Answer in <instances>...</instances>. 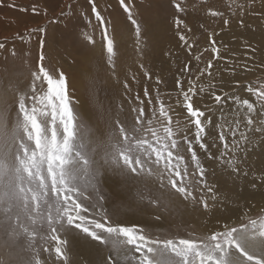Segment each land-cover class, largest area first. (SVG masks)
Returning <instances> with one entry per match:
<instances>
[{
  "label": "snow or ice",
  "instance_id": "snow-or-ice-1",
  "mask_svg": "<svg viewBox=\"0 0 264 264\" xmlns=\"http://www.w3.org/2000/svg\"><path fill=\"white\" fill-rule=\"evenodd\" d=\"M87 2L102 28L107 64L116 76L110 22L95 0ZM169 2L176 13L187 11L184 0ZM119 4L135 29L136 52L142 54L141 25L131 0ZM254 4L255 0H246L238 5L240 15ZM260 4L264 7V0ZM228 8L232 10L231 4ZM208 14L224 15L211 9ZM223 22L230 24L229 19ZM174 23L179 40L191 51L180 31L183 21L176 16ZM86 38L93 42L91 35ZM43 44L41 39V48ZM212 52L219 58L215 46ZM44 59L41 53L30 84L21 85L11 76L0 83V264H74L69 255L74 247L96 256L76 264H264V216L252 219L246 213L248 222L238 227L225 225L210 235L178 240L153 239L139 224L120 218L143 205L167 212L174 207L173 197L186 207L208 211L228 201L239 180L264 190V82L246 87L254 98L250 99L235 91L218 94L215 83L198 86L189 80L185 90L177 79L179 111L159 92L153 99L145 89L146 100L137 94L129 101L134 104L130 119L120 118L123 104L117 105L101 138L76 113L79 101L70 96L63 72L49 73ZM212 68L209 61L200 75L207 71L211 78ZM189 72L185 65L182 73ZM123 88L131 91L127 77ZM94 89L92 83L90 95ZM204 95L216 107L215 117L208 115L210 108L198 106L196 97ZM106 186L114 189L111 209L102 191ZM132 187L136 191L129 195ZM38 237L45 243L36 246Z\"/></svg>",
  "mask_w": 264,
  "mask_h": 264
},
{
  "label": "rangeland",
  "instance_id": "rangeland-1",
  "mask_svg": "<svg viewBox=\"0 0 264 264\" xmlns=\"http://www.w3.org/2000/svg\"><path fill=\"white\" fill-rule=\"evenodd\" d=\"M259 2L255 0L253 7L241 16L238 5L246 0H184L185 13H176L169 0H131L134 18L141 25V47L145 49L144 53L137 54L135 29L119 0H95L98 11L110 22L108 30L116 42L117 75L114 76L107 64L102 28L87 0H2L0 43H4L5 48L0 49V83L11 76L21 85L30 84L31 72L38 70L43 53L47 71L56 76L63 72L70 96L79 101L75 105L76 113L101 138L110 128V116L116 115L117 105L123 104L120 118L130 119L129 111L134 104L129 101H134L137 94L146 100L145 89L153 99L159 92L166 103L176 106L177 79L181 80L185 90L192 80L198 86L215 83L218 94L221 90L235 91L237 95L239 90L247 93L245 89L249 84L259 87L260 82H264V41L261 40L263 37L254 35L256 31L260 36L264 35V7ZM229 4L236 15L228 8ZM209 9L224 15L212 17L208 14ZM176 16L183 21L180 31L192 45L191 51L179 40L174 23ZM224 19H229L230 24L225 25ZM40 28L45 31L40 32ZM88 35L93 37L92 43L86 38ZM41 39L44 40L43 48ZM213 46L218 49L219 58L212 52ZM209 61L213 63L211 78L207 71L200 75V70L206 69ZM185 65L189 66V73H182ZM245 65L250 70H246ZM145 71L149 76H144ZM125 77L130 92L123 88ZM92 83L95 84L94 96L90 95ZM196 99L198 106L210 108L208 115L215 117L216 107L207 95ZM176 107L179 111V106ZM102 191L108 199L107 207L111 209L116 202L114 189L106 186ZM135 191L132 187L129 195ZM154 194L159 195L155 189ZM173 200L174 207L167 212L143 205L129 209L127 215L120 218L128 224H139L153 239L178 240L210 235L223 230L225 225L238 227L248 222L246 213L252 219L264 216V190L252 189L244 180L236 182L228 201L218 203L208 211L202 206L195 210L186 207L175 197ZM157 215L161 218L156 219ZM25 242L23 238L20 241L21 245ZM35 243L40 246L45 241L38 237ZM69 255L74 264L82 259H96L86 248L74 247Z\"/></svg>",
  "mask_w": 264,
  "mask_h": 264
},
{
  "label": "bare ground",
  "instance_id": "bare-ground-1",
  "mask_svg": "<svg viewBox=\"0 0 264 264\" xmlns=\"http://www.w3.org/2000/svg\"><path fill=\"white\" fill-rule=\"evenodd\" d=\"M214 1V0H213ZM256 3H258V2H256ZM260 3V2H259ZM209 6V5H208ZM259 6V5H258ZM262 7V6H261ZM259 8H260V6H259ZM259 8H257L256 7V10L257 9H259ZM254 10V9H253ZM263 11V10H262ZM1 20V19H0ZM257 24H258V22H256ZM37 26V25H36ZM228 29V28H227ZM226 29V30H227ZM264 29V28H263ZM229 32V31H228ZM236 34V33H235ZM254 35L257 37V36H259L258 38H261V37H263L261 40H263L264 41V35L262 34V36H260V33H258L257 31L256 32H254ZM234 36V35H233ZM226 37V36H225ZM228 43H229V41H228ZM232 44V43H231ZM228 45H230V44H228ZM9 47V46H8ZM264 47V46H263ZM229 54V53H228ZM227 55V54H226ZM230 56V55H229ZM232 56V55H231ZM227 57V56H226ZM238 58V57H237ZM235 68V67H234ZM222 70V69H221ZM224 72V71H223ZM221 75V74H220ZM229 78V77H228ZM72 80V79H71ZM227 85V84H226ZM78 87V86H77ZM247 93H244L243 92V90H239V93H238V95H240L242 98H250V99H252V97H250V95H246ZM206 100V99H205ZM200 101V100H199ZM203 101V100H202ZM216 115H218V112H217V110H216V112H215V116ZM258 195V194H257ZM259 195H260V193H259ZM256 198V197H255ZM256 200V199H255ZM264 209V208H263ZM237 221V220H236Z\"/></svg>",
  "mask_w": 264,
  "mask_h": 264
}]
</instances>
